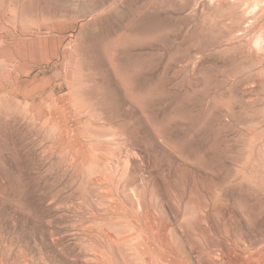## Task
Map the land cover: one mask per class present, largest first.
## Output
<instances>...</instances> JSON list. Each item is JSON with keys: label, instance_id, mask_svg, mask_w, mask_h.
<instances>
[{"label": "rangeland", "instance_id": "374dc122", "mask_svg": "<svg viewBox=\"0 0 264 264\" xmlns=\"http://www.w3.org/2000/svg\"><path fill=\"white\" fill-rule=\"evenodd\" d=\"M0 264H264V0H0Z\"/></svg>", "mask_w": 264, "mask_h": 264}]
</instances>
